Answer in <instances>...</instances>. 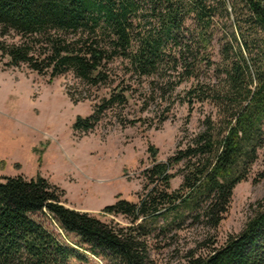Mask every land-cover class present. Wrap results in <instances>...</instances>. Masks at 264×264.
Returning <instances> with one entry per match:
<instances>
[{
	"label": "trees",
	"instance_id": "1",
	"mask_svg": "<svg viewBox=\"0 0 264 264\" xmlns=\"http://www.w3.org/2000/svg\"><path fill=\"white\" fill-rule=\"evenodd\" d=\"M12 30L18 40L0 38L8 66L27 62L49 80L72 71L96 83L109 78L116 56L138 75L161 74L169 84L176 76L177 82L191 79L187 104L207 101L212 109L173 154L141 169L137 201L116 195L102 208L122 214L126 224L68 205L64 189L45 175L0 174V264L84 258L52 222L115 264H148L152 221L159 216L172 215L165 229L188 208L193 219L219 226L235 184L264 146V0H0V35ZM204 69L213 77L201 80ZM103 97L109 103L126 98L118 90ZM97 108L79 114L77 128L92 130ZM149 149L156 154L157 147ZM174 165L183 175L176 188ZM253 205L243 228L218 245L208 242L210 250L192 253L188 264H264V199Z\"/></svg>",
	"mask_w": 264,
	"mask_h": 264
},
{
	"label": "rangeland",
	"instance_id": "2",
	"mask_svg": "<svg viewBox=\"0 0 264 264\" xmlns=\"http://www.w3.org/2000/svg\"><path fill=\"white\" fill-rule=\"evenodd\" d=\"M1 37L19 39L14 30ZM8 58L0 49V174L45 175L64 189L62 199L68 205L107 221L127 223L122 214L102 208L116 195L137 201L143 189L141 169L154 158L165 160L173 154L203 127V117L212 109L207 101L187 104L185 90L191 79L177 82L176 76L169 84L161 74L138 75L126 70L116 56L108 64L109 78L96 83L72 71L49 80L48 74L37 73L27 62L6 65ZM211 77L213 70L204 69L200 79ZM116 90L126 98L106 102L103 95ZM96 107L98 119L92 130L77 128L79 114L86 116ZM149 145L157 147L155 155ZM256 154L246 178L235 184L229 210L217 228L193 219L188 208L182 219L165 229L162 225L172 215L152 221L148 264H188L192 253L207 252L244 227L253 204L264 199V176L259 175L264 171V146ZM178 167L170 168L177 173L170 179L172 188L183 179ZM49 225L83 253L84 258L72 257L70 264H115L111 257L76 244L79 237L74 233L60 230L54 222ZM211 241L216 242L210 246Z\"/></svg>",
	"mask_w": 264,
	"mask_h": 264
}]
</instances>
